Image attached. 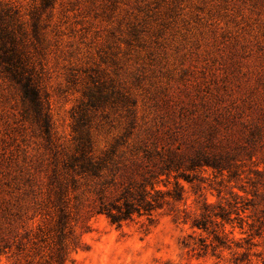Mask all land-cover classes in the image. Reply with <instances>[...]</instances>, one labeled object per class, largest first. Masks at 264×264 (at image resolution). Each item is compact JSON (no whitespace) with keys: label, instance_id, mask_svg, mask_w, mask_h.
<instances>
[{"label":"rangeland","instance_id":"obj_1","mask_svg":"<svg viewBox=\"0 0 264 264\" xmlns=\"http://www.w3.org/2000/svg\"><path fill=\"white\" fill-rule=\"evenodd\" d=\"M9 1L26 19L48 25L46 89L55 142L53 152L23 117L21 93L0 71V188L12 211H21L19 231L36 226L41 200H55L69 185L63 163L74 152L73 128L82 118L96 154L123 143L114 158L128 168L106 177L116 183L105 186L108 201L156 169L157 153L176 151L188 163L199 149L212 153L244 141L248 125L264 119V0ZM100 86L108 100L84 109L87 94ZM185 173L193 182L181 179L183 201L121 226L94 213L99 180L80 178L71 205L82 243L67 264H262L236 247H247L248 222L264 205V195H252L247 172ZM206 199L230 219L221 234L225 245L192 227L203 218ZM13 262L0 257V264Z\"/></svg>","mask_w":264,"mask_h":264},{"label":"trees","instance_id":"obj_2","mask_svg":"<svg viewBox=\"0 0 264 264\" xmlns=\"http://www.w3.org/2000/svg\"><path fill=\"white\" fill-rule=\"evenodd\" d=\"M47 26L41 23L40 18L26 19L21 9L9 0H0V71L21 93L23 117L37 126L48 148L54 152V129L45 72L49 54ZM87 96L84 109L99 107L108 100L101 86L97 92L91 89ZM257 120L248 125L244 141H234L233 145L218 151L210 147L212 153L199 149L188 159V163L176 151L169 155L157 153L160 165L156 169L144 171L141 180L130 181L115 199L108 201L105 186L116 183L105 181L106 177H115L118 171L128 168L127 164L121 166V161L114 158L123 143L117 142L101 155L96 154L82 118L73 128L74 152L67 155L63 163L70 176L69 185L62 188L55 200L49 196L39 202L36 214L40 219L36 220V226L28 229L22 225L23 231L17 230L16 220L22 218L21 211H12L11 202L4 195L6 191L0 188V257H14L13 264H67L73 260V251L78 250L82 243L81 238L74 234L73 222L77 218L73 208L77 209V206L71 205L73 197L78 199L77 194H72L78 188L80 178L99 180V187L95 190L94 213L106 215L111 223L118 226L135 215H150L165 203L183 201L181 179L193 182L186 176V170L209 167L221 174L228 172L234 176L247 172V183L253 188L252 195H264V119L258 117ZM144 152L147 159L151 158V151L144 149ZM55 158L57 161L56 155ZM134 164L141 165L137 160L133 161ZM171 184L172 189L169 187ZM212 207L206 199L203 218L194 220L192 227L214 234L216 241L225 245L226 240L221 234L226 231L225 220L228 222L230 219L224 208L218 206L220 210L214 211ZM252 218L248 222L250 234L246 239L247 247L240 242L236 243V247L245 250L242 255L246 258L253 252L264 264V205L259 208V215L257 213Z\"/></svg>","mask_w":264,"mask_h":264}]
</instances>
